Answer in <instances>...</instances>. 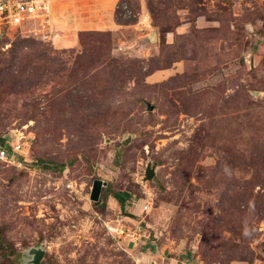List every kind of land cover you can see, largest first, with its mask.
<instances>
[{"label":"rangeland","instance_id":"374dc122","mask_svg":"<svg viewBox=\"0 0 264 264\" xmlns=\"http://www.w3.org/2000/svg\"><path fill=\"white\" fill-rule=\"evenodd\" d=\"M17 130L66 167L0 164V264H264V0H49L0 42Z\"/></svg>","mask_w":264,"mask_h":264},{"label":"built area","instance_id":"2783aa9c","mask_svg":"<svg viewBox=\"0 0 264 264\" xmlns=\"http://www.w3.org/2000/svg\"><path fill=\"white\" fill-rule=\"evenodd\" d=\"M48 12L49 0H0V41L9 35L13 28L43 18L47 16ZM3 138L5 141L3 146L0 145V162L6 167L26 168V162L29 161L33 145L30 137L17 130ZM151 208L152 203L145 200L144 212H149ZM106 227L114 237L122 239L132 232L131 228H127L121 223L112 225L108 222ZM131 238H136V232H133Z\"/></svg>","mask_w":264,"mask_h":264},{"label":"trees","instance_id":"16d2710c","mask_svg":"<svg viewBox=\"0 0 264 264\" xmlns=\"http://www.w3.org/2000/svg\"><path fill=\"white\" fill-rule=\"evenodd\" d=\"M118 14H119V9H118V11H117V22L118 23H121L120 22V20H119V18H118ZM3 40V39H2ZM1 40V41H2ZM0 41V42H1ZM4 138H3V136H0V145L1 146H3V143H4ZM0 164H2L1 162H0ZM41 164V166L42 167H44L43 169H49V170H52V171H64V169H65V165H60L59 167H57V165L56 164H51V163H42V161H38V160H35V161H31L30 159H29V161L28 162H26V166H28V165H32V166H34V167H38L39 165ZM3 165V164H2ZM112 198V199H116L118 202H119V204H120V206L121 207H124V205H125V203H126V200H129V198L131 197V194L130 193H126L125 195H121L120 193H111L107 198ZM110 198V199H111ZM98 203H100V200H99V202H95V204H98ZM144 203H145V200L143 199L142 200V208H143V206H144ZM1 244H2V242H1Z\"/></svg>","mask_w":264,"mask_h":264},{"label":"water","instance_id":"95a60500","mask_svg":"<svg viewBox=\"0 0 264 264\" xmlns=\"http://www.w3.org/2000/svg\"><path fill=\"white\" fill-rule=\"evenodd\" d=\"M148 110L153 111L154 107L152 105H148ZM127 145V143H124ZM155 176V167H148L146 171V180H152ZM103 184L106 185L107 183L102 182L101 180H97L94 184L93 191L91 193V200L94 202H99L101 197V189ZM31 254L34 256L35 264H39L42 259L44 258L45 251L43 249H33L31 250Z\"/></svg>","mask_w":264,"mask_h":264},{"label":"crops","instance_id":"0c3cea01","mask_svg":"<svg viewBox=\"0 0 264 264\" xmlns=\"http://www.w3.org/2000/svg\"><path fill=\"white\" fill-rule=\"evenodd\" d=\"M198 264V263H197ZM201 264V263H200Z\"/></svg>","mask_w":264,"mask_h":264}]
</instances>
